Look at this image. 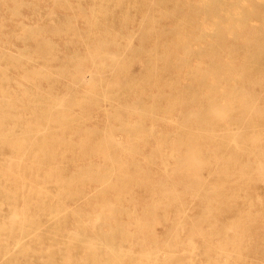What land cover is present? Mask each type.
<instances>
[{"label":"bare ground","instance_id":"bare-ground-1","mask_svg":"<svg viewBox=\"0 0 264 264\" xmlns=\"http://www.w3.org/2000/svg\"><path fill=\"white\" fill-rule=\"evenodd\" d=\"M50 1L64 16L48 13L34 30L22 29L23 44L11 63L17 78L47 83L45 96L6 90L0 95V190L17 200L29 196L38 180L43 181L36 183L39 191L46 181L50 190L71 195L94 183L110 192L141 189L152 195V202L147 214L130 222L119 223L113 214L102 219L98 211L94 218L75 221L72 230L56 208L37 221L31 203L20 210L16 202L9 204L0 209V259L36 264L39 251L32 240L48 234L49 240H97L86 243L95 251L86 252L85 264L104 262L126 243L134 249L139 235L159 240L155 224H165L166 234L176 240L189 231L190 240H225L228 251L247 257L256 228L264 231L259 196L264 195V34L250 26L257 20L264 27V4L129 0L138 14L136 23L135 15L121 12L119 3L125 0H94L99 5L88 8L80 4L85 0ZM252 1L258 4L248 8ZM110 3L114 12L109 17ZM9 66L0 54V78H10ZM18 101L23 113L15 115ZM6 119L13 120L6 124ZM117 145L137 149L129 150L122 163L113 151ZM160 145L170 146L174 161L186 169L165 165L154 177L143 173L137 156L149 162L168 159L166 151L157 150ZM145 146L155 148L146 153L140 149ZM70 159L80 165L65 184ZM92 159L101 164L85 163ZM188 165L197 170L193 186L186 185ZM250 176L260 187L249 186ZM240 180L249 186L243 198L235 192ZM255 198L257 206L251 208ZM193 200L195 205H188ZM55 201L50 200L58 205ZM152 255L143 254L142 264H154Z\"/></svg>","mask_w":264,"mask_h":264},{"label":"rangeland","instance_id":"rangeland-1","mask_svg":"<svg viewBox=\"0 0 264 264\" xmlns=\"http://www.w3.org/2000/svg\"><path fill=\"white\" fill-rule=\"evenodd\" d=\"M259 2L264 4V0H259ZM52 4L53 3L50 0H0V54L4 55V62L6 64L10 63L8 70L10 78H0V95L6 90L10 93H24L26 97H31L32 95L45 96L47 83L35 82L33 78H17L19 76V72L17 68H15L14 64L11 63L13 62L12 59L21 50L23 44L21 41L22 29L25 28L31 31L34 30L43 19L47 18L48 13H54L60 17L64 16V12H61ZM80 4L83 5V8H88L98 6L99 2H95L94 0H85ZM251 4L257 5L258 3L252 1V3H246V6L250 8ZM74 5L77 6L78 4ZM120 5L121 12L124 13L128 11L129 13L133 14L132 17L135 15V22L137 23L139 18L138 14H134L133 12L134 4L129 0H125L119 3V6ZM113 6V3L108 5L109 17L114 12L111 11ZM119 11L120 10L116 11V14H119ZM123 15H125V13ZM111 17H114L115 20L117 19V16ZM250 26L257 28L260 27L264 34V27L261 26L260 22L257 20H252L250 22ZM29 45L32 46L31 43ZM186 82L188 83V81ZM47 99L48 98L45 99L43 105L44 110L46 111L49 109V103L47 102ZM21 106L22 104L19 101L16 102V104L13 106L12 114L16 115L17 113H23L21 111ZM12 120L13 119H6L4 120V123L9 124L12 122ZM0 121H3L2 118H0ZM29 122L31 123L30 120ZM134 148L137 149V147L133 146L117 145L113 151L118 155L119 160L122 163H126L128 160L125 158V154ZM153 148L155 147L145 146L144 148L140 149L146 153H149V151ZM91 149L97 150L99 148L92 147ZM159 149L166 151V156L168 159L162 160L161 158H157L154 159L153 162H149L146 157L137 156L135 161L142 168L143 173L146 171L149 176L154 177L159 171L164 172L165 165L166 167L178 166L182 171H184L183 169H186V166L182 161H174L173 156L170 153V146L160 145L157 150ZM209 150H213V148ZM70 160H67L64 168V178L62 179L65 184L70 182L72 176L75 174L73 172L78 171L77 167L80 165V162L77 160H72V163ZM2 161L3 158L0 156V167L4 166ZM86 162H90L88 164H92V167L101 164V162H98L96 159L88 161L86 160L85 163ZM250 162H255V159L250 158ZM88 164H86V166H89ZM86 166H84V168H86ZM187 167L189 170H191L188 172L191 173V176H188L190 178L187 179L186 185L193 186L197 183V180L194 181L192 179V175L197 173V170L196 168L193 169L191 165H188ZM205 180H207V178ZM20 181L23 180H19V182ZM168 181L171 180L168 179L167 182ZM41 182L43 181L38 180L34 182V187L30 191L31 193L29 192V196L19 197L17 200L11 196H8V193L5 191L0 190V209H5L9 204L14 205L16 202L17 204L15 206L20 210L24 209L29 203H31L32 209H35L38 212L36 220L38 221L40 217V221H44L43 218L46 217L47 210L52 212L53 209L56 208L61 214L60 219H63V222L66 220V227L68 230H72L76 227L74 226L75 221L81 218H85L84 220L88 218H94V215L98 211L101 212L103 216L102 219H104V215L106 216L113 214L119 223L130 222L135 219L136 216L140 217L147 214V211L149 210V204L152 202V195L144 192L141 189H132L130 191H127V189H117V191L110 192L104 191V189H102L99 184L93 183L90 185L91 189H85L79 194L71 195V192L59 193L50 190L48 188V182L46 181H44V184L46 183L45 190L39 191L36 183L40 184ZM205 182L207 184H215L216 180H209V183L207 181ZM248 182L249 186L251 187H260V182L256 181L253 176L249 177ZM2 184L4 183L2 180H0V187ZM224 185L222 187H224ZM249 186L245 184L242 185L240 180V182L235 185V192L238 193L237 196H239V198L245 197L249 192L247 190V187ZM258 194H261V192ZM259 196L264 200V195ZM52 199H56L55 203L58 205L51 203L50 200L52 201ZM196 200L191 201V203L188 202V205L194 206ZM223 202L224 201L222 199L219 201V203H216L218 210L222 209ZM257 203L258 199L255 198V200L252 201V204L250 205L251 208H256L255 206H257ZM105 205L108 206L106 207ZM107 208H109L110 211L106 212ZM186 209L183 212H186ZM44 229L47 230L46 228ZM152 230L153 234L159 240H149L148 238H143L139 235V240H134V243L136 244L133 247L134 249H131L133 244L124 242L131 240H120L126 243L122 247V252L119 254H114L107 260H104V262H100L98 259L92 260L91 264H142L141 256L146 253L153 254L151 260L155 262L154 264H264V231L257 228L256 235L258 234V236H255L254 238L256 240H252L253 243L249 245L250 253L247 257L239 256L234 251H228L230 250V246L224 243L225 240H190V231L185 232L180 240H176V237L173 235L166 234L165 224H155L152 226ZM259 233L261 234L259 235ZM50 237L51 235L46 234L42 240H32L36 243L35 246H37L35 250L39 251V253L35 254L36 264H85L87 258L86 252L95 251V248L91 246L88 247L89 245H86V243H97V240H71L69 236H67L65 240H49L51 239ZM102 241L107 244L109 243V240ZM155 241L158 242L156 249V244H154ZM52 243H57L55 245L56 248L50 249L47 247L48 244ZM195 248H197L196 252L194 250ZM130 249L132 251H129ZM212 251H215V253L213 254ZM230 253H232V256ZM0 264H6V262L0 259Z\"/></svg>","mask_w":264,"mask_h":264}]
</instances>
